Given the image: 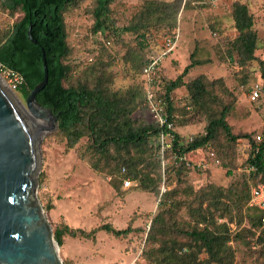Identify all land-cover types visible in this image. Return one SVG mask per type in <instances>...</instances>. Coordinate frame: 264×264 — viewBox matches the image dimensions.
<instances>
[{
	"label": "trees",
	"instance_id": "trees-1",
	"mask_svg": "<svg viewBox=\"0 0 264 264\" xmlns=\"http://www.w3.org/2000/svg\"><path fill=\"white\" fill-rule=\"evenodd\" d=\"M81 1L0 0V16L8 21L7 25L0 24V65L21 78L15 91L26 99L42 81L43 49L48 81L36 95V101L58 115V127L48 137L64 142L66 150L75 149L85 138L90 167L110 177L115 189L124 179L131 178L141 190L159 196L157 211L145 232L147 249L143 251L142 259L146 264H236V249L231 242L248 248L253 243L258 247V257L264 259V223L261 221L264 211L248 206L251 188L264 184V135L258 141L251 140V152L245 162L248 172L241 182H235L231 167L235 143L240 138L251 139V135L233 133L227 118L235 99L222 78L209 80L201 75L190 82H183V77L195 63L185 67L174 81L167 82L163 93L157 95L165 99L163 115L171 129L154 120L152 123L145 120L144 114L146 110L149 112V108L146 104L148 88L144 81L125 91L111 89L114 76L110 64L103 59L102 51L90 64L68 61L70 47L65 13L78 7ZM119 1L93 0L94 33L108 30L113 34L111 7ZM142 2L141 9L125 29L140 39L141 56L133 60V67L140 74L153 52L142 53L147 30L161 26L167 30L164 36H173L180 7L178 0ZM194 3H198L197 7L209 20L210 8L204 0H184L183 9ZM232 7L235 35L228 42V57L234 55L238 65L246 67L257 60L258 35L248 6L237 1ZM30 25V35L35 44L27 36ZM258 64L259 76L251 81L248 92L256 82L264 87V61L259 60ZM248 81V77L243 76V84ZM152 87L155 88V84ZM182 88L189 97L187 111L172 102L171 93ZM253 103H264V95ZM187 113L191 117L186 118ZM192 119L205 120L201 131L192 124ZM193 132H196L194 136L185 137ZM161 134L171 137L168 149L163 150L152 141ZM200 150L213 152L220 159V168L206 169L210 170L211 181L195 193L192 188L181 191H188L190 198L184 202L177 200L181 193L177 188L159 194L161 162L164 159L178 161L172 165V170L180 175L189 170L190 163L184 159L185 155ZM136 158L146 171L135 170L134 164L131 166ZM180 158L182 160L179 161ZM43 176L44 173L41 182ZM46 208L49 211L52 206L47 205ZM182 209H185V215L181 214ZM229 223H233L234 228ZM98 229L116 238H125L132 232L130 227L115 229L109 224ZM96 232L97 229L85 231L69 227L64 221L53 228L54 239L59 246L63 245L65 237L89 239ZM64 264L73 262L66 259Z\"/></svg>",
	"mask_w": 264,
	"mask_h": 264
},
{
	"label": "rangeland",
	"instance_id": "rangeland-1",
	"mask_svg": "<svg viewBox=\"0 0 264 264\" xmlns=\"http://www.w3.org/2000/svg\"><path fill=\"white\" fill-rule=\"evenodd\" d=\"M178 1L180 7L175 30L178 31L179 37L172 52L160 64L155 92L160 96L164 85L174 81L191 63L195 65L183 77L185 83L201 75L209 80L223 79L235 99L227 121L234 134L251 135V139H237L234 146L232 179L241 182L243 175L248 172L245 162L251 152V140L258 141V138L264 135V103L254 104L247 91L251 81L259 76L258 61H264V0H204L209 4V20L197 7L198 3L183 9L184 0ZM237 1L248 6L258 35L255 52L257 60H253L246 67L239 66L234 55L228 57L227 50L228 42L235 35L231 13L233 3ZM142 3V0H121L112 5L110 20L113 24L111 28L114 30L113 34H109L108 30L93 32V0H82L78 7L67 11L65 25L70 47L68 61L74 64H90L96 61L102 51L103 59L110 64L114 76L111 89L125 91L141 84V74L133 67L134 58L141 56L140 39L125 29L141 9ZM7 23L4 16H0V24ZM166 31V28L161 26L150 27L145 35L146 49L144 47L142 53L157 50ZM245 75L249 80L247 84L242 82ZM0 76L8 85V79L1 73ZM12 91L24 105L25 99L15 90ZM171 97L176 107L189 110V97L184 88L173 91ZM185 117L191 116L187 113ZM144 118L152 123L147 110ZM192 122L197 130L201 131L205 120L192 119ZM195 133L186 134L185 137L190 138ZM49 135L50 133L45 135L40 145L42 167L36 187V198L46 220L52 231L54 225L61 221L75 229L85 231L97 229L93 238L65 237L63 245L59 246V257L63 264L66 259H70L73 264H146L142 259V253L147 249L145 232L157 211L159 196L141 190L138 183L131 178H126L131 183L128 187L124 186L123 182L126 180L124 179L118 189H115L110 177L90 167L89 157L85 151L87 145L85 138L75 149L66 150L64 142H57L54 138H49ZM152 141L156 146H160L158 138H153ZM207 154L208 151L200 150L185 155L184 159L190 163L189 170H184L180 175L172 170V165L178 161L164 159L161 162L162 180L159 194L174 188L180 192L192 188L195 193L197 189L207 185L211 181L208 172L221 164L220 162L211 165L208 167L210 170L198 167L200 162L207 160ZM133 164L135 170L146 171L137 158L133 159L131 166ZM42 173L43 182L40 180ZM188 191L179 192L177 200L181 202L189 200ZM47 205L52 206V209L47 211ZM181 214L185 215V209H182ZM103 224H109L115 229L130 227L132 232L125 238H116L98 229ZM229 226L234 228L233 223H229ZM231 244L236 249V264H264V259L258 257V247L253 243L250 248L240 243Z\"/></svg>",
	"mask_w": 264,
	"mask_h": 264
},
{
	"label": "water",
	"instance_id": "water-1",
	"mask_svg": "<svg viewBox=\"0 0 264 264\" xmlns=\"http://www.w3.org/2000/svg\"><path fill=\"white\" fill-rule=\"evenodd\" d=\"M30 31L31 25L27 36L35 44ZM41 56L43 79L24 105L0 76V264H63L36 198L40 145L58 127V115L36 101L48 81L43 49Z\"/></svg>",
	"mask_w": 264,
	"mask_h": 264
},
{
	"label": "built area",
	"instance_id": "built-area-1",
	"mask_svg": "<svg viewBox=\"0 0 264 264\" xmlns=\"http://www.w3.org/2000/svg\"><path fill=\"white\" fill-rule=\"evenodd\" d=\"M173 36H165L162 39L161 44L157 50H153L152 54L149 56V63L143 69L141 78L144 81V84L148 88L147 90V100L146 104L149 108V113L151 115L152 120L157 122L161 126H166L168 130L171 129V124L168 122L166 116L163 115L165 108V99L162 97H158L155 89L152 87L155 84L157 77V70L160 67V64L166 56H168L175 47V44L178 40L179 33L175 31ZM0 73L4 75L8 79V86L15 90L16 87L20 84L21 78L11 73L7 70H4L0 65ZM264 95V87L260 82H256L251 91L249 92V97L251 101H256ZM259 140V138H258ZM171 137L169 134L163 135L161 134L158 137V144L162 147L163 150L168 149L171 146ZM182 160L181 158L179 161ZM219 164V160L215 157L213 152H208L207 160H203L199 163L198 167L202 169H206L211 165ZM125 187H128L130 181L128 179L123 182ZM249 207L257 208L259 210L264 211V184H257L253 186L250 190V198L248 202ZM262 223H264V216L261 219Z\"/></svg>",
	"mask_w": 264,
	"mask_h": 264
}]
</instances>
